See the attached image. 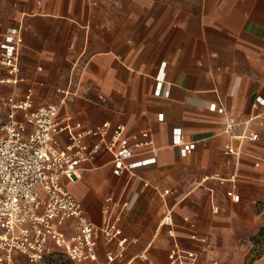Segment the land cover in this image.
I'll list each match as a JSON object with an SVG mask.
<instances>
[{"label": "crops", "instance_id": "0c3cea01", "mask_svg": "<svg viewBox=\"0 0 264 264\" xmlns=\"http://www.w3.org/2000/svg\"><path fill=\"white\" fill-rule=\"evenodd\" d=\"M0 48L18 49L24 81L16 94L30 87L34 106L59 104L56 89L72 80L60 114L149 132L153 150L122 162L103 151L82 161L79 179L63 180L97 225L112 197L109 217L129 240L115 264H169L174 242L194 255L193 264H226L233 245L261 222L264 0H0ZM219 105L240 117L261 114L253 124L258 139L243 143L239 157L225 152L236 141L223 132ZM179 140L195 148L187 153ZM214 172L235 174L234 181L203 180ZM166 214L171 225L161 222ZM106 248L101 240V258Z\"/></svg>", "mask_w": 264, "mask_h": 264}, {"label": "built area", "instance_id": "2783aa9c", "mask_svg": "<svg viewBox=\"0 0 264 264\" xmlns=\"http://www.w3.org/2000/svg\"><path fill=\"white\" fill-rule=\"evenodd\" d=\"M162 77L163 73L158 76L157 91ZM22 81L18 49L0 48V264H18L20 260L42 264L54 252L62 253L74 264H115L124 260L129 240L109 217L112 197L107 196L101 206L102 222L97 225L87 217L82 202L63 180L79 179L82 161H92L103 151L122 162L137 152L153 150L149 132L129 134L121 123L85 125L70 112L60 114V103L72 93V80L66 88L56 89L62 94L59 104L38 106H34L30 87L16 94ZM4 86L9 88L7 92H3ZM217 112L223 116V132L236 141V145L228 143L225 152L239 157L243 143L258 139L253 124L262 123L258 120L261 114L240 117L227 113L223 105L217 107ZM61 133L66 134L63 142ZM179 142L187 153L195 148L193 141ZM209 178L223 184L234 181L235 174L225 177L214 172L203 180ZM226 195L234 202L240 199L234 188L227 189ZM217 208L215 205L214 211ZM69 221L74 222L73 231H69ZM161 222L171 225L169 214ZM168 233L172 235L171 229ZM101 240L107 247L103 258L97 250ZM200 240L205 242L206 238ZM206 248L207 244L203 249ZM138 256L146 258L144 252ZM168 261L193 264L194 255L174 242ZM208 264L221 263L211 259Z\"/></svg>", "mask_w": 264, "mask_h": 264}, {"label": "rangeland", "instance_id": "374dc122", "mask_svg": "<svg viewBox=\"0 0 264 264\" xmlns=\"http://www.w3.org/2000/svg\"><path fill=\"white\" fill-rule=\"evenodd\" d=\"M255 207L259 215L262 216L261 222L255 229L246 232L245 239L239 246L233 245L229 253V259L221 261L226 264H264V199L255 202ZM242 241V239H241ZM244 243V244H243ZM238 249H244V254L239 255ZM239 256V260L234 261V257ZM18 264H31L22 261Z\"/></svg>", "mask_w": 264, "mask_h": 264}, {"label": "trees", "instance_id": "16d2710c", "mask_svg": "<svg viewBox=\"0 0 264 264\" xmlns=\"http://www.w3.org/2000/svg\"><path fill=\"white\" fill-rule=\"evenodd\" d=\"M42 264H74L71 260L66 258L62 253L60 252H54L46 259Z\"/></svg>", "mask_w": 264, "mask_h": 264}]
</instances>
